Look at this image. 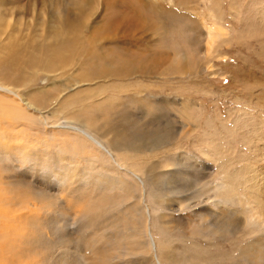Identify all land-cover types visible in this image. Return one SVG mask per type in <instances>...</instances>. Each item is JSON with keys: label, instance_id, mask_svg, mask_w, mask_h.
Listing matches in <instances>:
<instances>
[{"label": "rangeland", "instance_id": "374dc122", "mask_svg": "<svg viewBox=\"0 0 264 264\" xmlns=\"http://www.w3.org/2000/svg\"><path fill=\"white\" fill-rule=\"evenodd\" d=\"M84 1L79 8L76 0H0V79L30 91L28 99L39 107L71 89L61 104L69 107L59 116L48 111L50 121L65 123L83 115L129 163L157 178L158 186L147 185L146 179L149 194L141 207L152 219L148 225L158 245L175 248L176 264H250L238 256L264 233L243 225L248 206L262 199L264 189V0H96L95 9ZM51 2L63 6L65 34H75L62 47ZM92 37L89 54L80 51L81 42ZM7 101V108L16 107ZM0 121L7 124H0L6 134H16L11 118ZM25 134L38 146L47 140L51 148L56 139L63 147L67 138L73 140L59 133L51 140L37 128ZM180 160L184 167L179 168ZM78 162L87 165L81 158ZM4 175L12 179L18 174ZM172 177L180 178L174 192L167 185ZM30 181L37 192L7 189L6 200L13 192L27 197L26 206L9 198L6 207L12 213L21 207L39 209L43 220L36 245L27 246L29 254L22 253L14 264H58L56 259L68 256L72 264H93L95 250L107 253L118 243L117 255H124L115 264L154 263L148 250L125 254L134 229V201H126L121 192L106 199L91 187L64 193L48 207V189ZM209 188H214L209 195L214 201L233 200L224 205V213L242 220L243 226L224 237L199 231L195 212L204 204L195 202ZM61 208H67V216ZM15 216L8 217L10 244L20 232L12 222ZM107 261L103 264H113Z\"/></svg>", "mask_w": 264, "mask_h": 264}, {"label": "bare ground", "instance_id": "6f19581e", "mask_svg": "<svg viewBox=\"0 0 264 264\" xmlns=\"http://www.w3.org/2000/svg\"><path fill=\"white\" fill-rule=\"evenodd\" d=\"M76 1L79 4L75 5H79L80 8L81 0ZM95 3L96 0L84 1L85 7H90L91 9L96 8ZM51 4L54 6L55 12H57L55 36L56 38L63 37V39H60L59 41V47H62L65 44V40L71 41L75 39V34L69 35L67 33L65 34L64 32L65 20L63 21V17L60 15L63 6L59 8L60 3L58 4L51 2ZM122 23L123 22H121L119 25L123 27ZM74 33H76L78 36V32ZM85 42V44L81 42L80 51H85L84 53L89 54L90 45L94 42L93 37L89 38ZM21 90L22 89H20V87L17 85L15 86L14 83H8L7 80L0 79V117L11 118L12 121L9 125L14 124V129H16L14 130L16 134H6V129L0 125V127H2L0 128V194L2 195V197L0 196V263L3 262L5 258L7 259L6 255L10 254L14 259H9L6 263L14 264L13 261L17 260L18 256L20 258L22 253L29 254V250L26 247L36 245L35 242L39 239L40 229H38V222L43 221L42 217L39 216V209L32 210L28 207H21L20 209H16V212L12 213L11 210L6 207L9 205L10 201H17L19 206H26L27 199L25 198L27 197H24L23 194L19 192L11 193L12 197L9 196V198L13 200L9 201V198L6 200L7 194H9L7 189L15 188L20 190V188L25 187L32 189V192L35 193L37 190H35L32 181H30L31 178L38 180L40 185H44V187L48 189L47 192L51 196L47 202L45 201L48 207L51 205L50 200H54V198H58V196L60 198V196L64 193L70 196L76 192H81L80 190L83 189H85L84 191H88L91 187L94 189V192L102 191L104 192V195H108V197H105L106 199L112 197L109 194L113 193L115 195L116 193L121 192V196L128 199L126 201H134L133 207H131V215L134 217L132 220L134 229L131 240L126 243L127 248H124L126 250V256H131L133 254H145L148 250L154 254L153 264H165L163 260L168 259L169 257L173 260L175 248L173 249L172 244L169 245L167 243L161 247L159 246L160 242L157 243L154 234L150 231L148 225L150 223L149 221L152 219L150 216H148L149 214L146 215L142 211L143 207H141V205L144 203L143 198L149 194L147 193V195H145V191L148 190L146 189V179L149 178L147 185L150 183V185L158 186L156 183L157 178L149 174H146V176H148L146 178L145 174H143L142 170H140L139 164L134 165L133 163H129L125 157H122L120 155V151H117L115 143L111 142L108 136H101L95 132L93 125L90 124L83 115L79 116L78 118L68 119L65 123H61L60 120L55 122L50 121L49 116L47 115L48 111H53L55 115L59 116L61 115L62 109L69 107L68 103L63 106L61 104L63 99H66L68 92H71V89L68 91H61L57 98L52 99L47 103V105H43V107H39L38 104L28 99V94L30 91ZM7 100H11L16 105V107L12 106L7 108ZM11 108L13 109L12 111L6 112L7 110H11ZM1 123L3 122L0 121V124ZM25 123L29 125L28 128H24ZM3 124L7 125L6 123ZM104 125V128H106L108 124ZM7 127L9 128V126ZM36 128L41 133H44V135L48 134V137L51 140L55 139L57 133H59L61 136L67 135V137L69 136L73 140L71 141L69 138H67L68 140L65 141L67 144L65 146L69 148L61 146V141L58 139L55 140L57 145H53V148H51V145L49 146L47 140L44 139H41V143L44 146H38L36 145V141V144H33L34 141L30 139L31 136H29V138L25 134L27 133L28 129L30 131L31 129L34 130ZM53 132L55 133L54 135ZM35 137H37V135L32 134V138ZM124 152L126 151L124 150ZM81 154L90 156L88 158L87 156H82ZM78 158L83 159L87 165L80 166ZM184 166V161L180 160L179 168ZM12 171L15 174H18L17 178L13 177L12 179H8L4 173H11ZM179 172H176V174ZM179 179V177H172L167 182V185L171 188V191L174 192L178 189L177 184L179 183ZM222 186L223 184L220 185V187ZM213 189L214 188H209L205 191H202L201 196H199L197 202H195L198 207L202 204H204L203 206L205 207H201L195 212L197 218H199L197 222L200 221L198 223L200 227L199 231L204 233L206 232V234H211V236L220 235L223 237L229 234L232 230L234 231L243 225H249L252 228H257L264 231V209H261L262 204L264 206V189L263 191L259 192V194L262 195V199L258 200L257 198L255 199V203H251L248 206L246 220L243 222V225L240 224V221L242 220L236 214L232 212H230L229 215L224 213V205L233 200L222 198V201H214V198L209 196ZM139 192H141V195H139L141 198L138 196ZM162 198L165 202V198ZM34 199L36 200V198ZM30 202L31 200L28 201V204H31ZM40 206H43L42 203H40ZM14 208L16 207L14 206ZM61 209V211L67 210V208L66 210L65 208ZM170 209H173V207ZM23 211L26 213H23ZM65 213L67 216V211ZM79 213L82 212L79 211ZM55 214L57 217V212ZM232 214L236 216H233ZM13 215L16 216L12 219V222H17L19 224L20 232L17 237H15V240H11L10 244L9 242L7 243L9 232L8 217ZM167 217L168 216L163 215L162 219H167ZM3 218L7 222H4ZM50 220L52 219L50 218ZM24 225H26V228ZM118 244L116 245V248ZM121 245L122 244L119 246ZM17 247H21L23 252L18 251ZM115 249L112 248L108 250L107 253H104L105 248L95 250L93 264H103L107 260L115 264V262H117V258L119 259L124 255L121 254L122 252L117 255L118 252ZM11 251L18 254H14ZM238 258L240 261L243 260L250 264H262L264 262V233L263 235L259 236L257 240L246 244L242 250H240ZM62 260H66V264H72L71 261H73V257L68 256L66 259H56L55 262L61 264L60 261ZM172 262H174L172 264H176L174 260Z\"/></svg>", "mask_w": 264, "mask_h": 264}]
</instances>
